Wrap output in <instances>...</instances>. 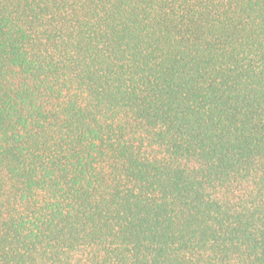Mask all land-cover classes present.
I'll return each mask as SVG.
<instances>
[{"label": "trees", "instance_id": "1", "mask_svg": "<svg viewBox=\"0 0 264 264\" xmlns=\"http://www.w3.org/2000/svg\"><path fill=\"white\" fill-rule=\"evenodd\" d=\"M0 264H264V0H0Z\"/></svg>", "mask_w": 264, "mask_h": 264}]
</instances>
